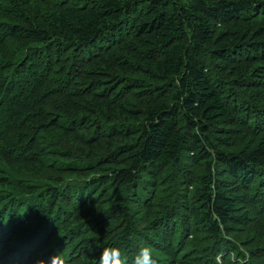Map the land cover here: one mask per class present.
Masks as SVG:
<instances>
[{
	"label": "trees",
	"instance_id": "1",
	"mask_svg": "<svg viewBox=\"0 0 264 264\" xmlns=\"http://www.w3.org/2000/svg\"><path fill=\"white\" fill-rule=\"evenodd\" d=\"M264 264V0H0V264Z\"/></svg>",
	"mask_w": 264,
	"mask_h": 264
},
{
	"label": "clouds",
	"instance_id": "2",
	"mask_svg": "<svg viewBox=\"0 0 264 264\" xmlns=\"http://www.w3.org/2000/svg\"><path fill=\"white\" fill-rule=\"evenodd\" d=\"M99 264H129L127 254L119 247H105L99 257ZM36 264H69V260L63 252H58L56 255L49 257L47 260L38 259ZM132 264H157L153 257V250L150 246H142Z\"/></svg>",
	"mask_w": 264,
	"mask_h": 264
}]
</instances>
